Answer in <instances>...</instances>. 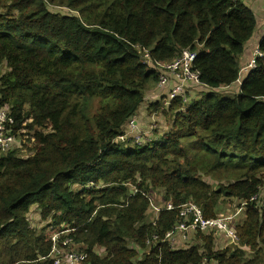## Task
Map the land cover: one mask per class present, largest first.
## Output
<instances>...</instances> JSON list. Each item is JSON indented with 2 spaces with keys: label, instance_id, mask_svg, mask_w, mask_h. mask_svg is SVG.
Instances as JSON below:
<instances>
[{
  "label": "trees",
  "instance_id": "obj_1",
  "mask_svg": "<svg viewBox=\"0 0 264 264\" xmlns=\"http://www.w3.org/2000/svg\"><path fill=\"white\" fill-rule=\"evenodd\" d=\"M257 22L246 0H0V109L9 108L14 131L29 117V128L50 129L37 133L35 156H0V264H53L52 224L78 227L84 264L252 263L241 249L216 250L214 233L196 230L181 247L164 240L179 209L148 221L155 189L174 206L195 202L206 218L219 216L224 198L245 203L240 245L264 253L263 57L239 93L222 89L240 77ZM137 46L153 61L197 51L206 85L188 105L175 99L165 110L171 129L142 147L117 142L158 80ZM33 206L46 223L40 231Z\"/></svg>",
  "mask_w": 264,
  "mask_h": 264
},
{
  "label": "built area",
  "instance_id": "obj_2",
  "mask_svg": "<svg viewBox=\"0 0 264 264\" xmlns=\"http://www.w3.org/2000/svg\"><path fill=\"white\" fill-rule=\"evenodd\" d=\"M238 1V0H237ZM62 8V11L74 12L68 10L67 7ZM140 52L141 58L145 63H149L150 67L156 70L158 76L157 80V93H152L153 101L161 103L165 108L170 106L172 102L181 98L183 103L188 105L192 101L191 94L195 92H200V88L206 86L201 80V72L195 66V61L197 58V51L191 48H184L178 53L176 57L171 60L166 61H153L151 58L150 50L144 47L137 46ZM263 57L264 53L259 49V46L255 48L249 62L241 67V75L235 82V86L230 88V86L223 87L222 89H229L230 93L237 94L240 92V87L243 83L245 75L249 72L251 68L256 66V59ZM237 88V91H234ZM197 89V90H196ZM12 122V115H10L9 108L0 109V152L8 153L13 149L17 136H20L23 132L22 128L14 131L9 127ZM127 126V130L124 129V134L119 136L121 144L130 143L131 139L137 138L139 132L138 122L133 118L131 119ZM137 132V133H136ZM48 133V132H47ZM136 133V134H135ZM130 136V137H129ZM155 140V139H153ZM151 139L150 142L153 141ZM139 141V142H138ZM134 141L140 147L146 146L148 143H141L140 139ZM125 146H131L126 144ZM22 158V157H21ZM95 186L93 183L89 187ZM104 185H98L96 187H103ZM138 190L134 191V194ZM245 205V203H242ZM178 208L180 220L173 228V230L168 231L165 235L164 240H169L177 247L181 245H186L191 240L193 232L196 230L203 231L205 233H214V237L217 238L219 235H223L225 239L233 244L239 245L240 236L236 229V223L234 219L238 213L232 216H219L214 218H206L203 209L192 201H187L180 206H174L173 203L168 202L163 207L153 206V210L156 214L162 210H172ZM156 210V211H155ZM233 219V220H232ZM230 220H232L230 222ZM78 227L73 226H59L52 224L49 226V240L51 242L50 251L47 256L48 259L52 261L53 264H84L88 258V251L84 248L81 242L77 241L74 237V233L77 231ZM155 239L158 236L154 237ZM46 258V257H45ZM205 264L208 263L204 260Z\"/></svg>",
  "mask_w": 264,
  "mask_h": 264
},
{
  "label": "rangeland",
  "instance_id": "obj_3",
  "mask_svg": "<svg viewBox=\"0 0 264 264\" xmlns=\"http://www.w3.org/2000/svg\"><path fill=\"white\" fill-rule=\"evenodd\" d=\"M3 70L7 71V68L6 67L4 68V65H0V74L3 73L2 72ZM155 86H156V88H155ZM153 88L156 89L153 92L157 93V84L154 83V84L149 86V88L147 89L148 92L146 95L150 94V92L153 90ZM234 91H237V88H234ZM220 92L223 94H227L225 91H220ZM202 95H203V92L197 91L195 93H192L191 97H192V99H195V98L201 97ZM229 95L232 96L231 94H229ZM146 104H147V107L149 108L150 124L148 125L147 128H142V126H139V129L137 131V132H139L137 135V138L140 139V141H141L140 144L143 142L148 143L151 141V139L152 140L153 139H157V140L161 139L162 135L171 129L173 121H174L173 116L168 115L165 112V110H167V109L161 103H160V107L155 108V107L151 106V103L149 100H148V102L145 101L139 107L138 111H143L146 107ZM97 106H98V102L96 101L95 103L91 104L89 110H95L97 108ZM134 119L137 122H139L138 118L136 116L134 117ZM32 121H33L32 117H29L28 119H26L25 123L23 124V130H22L23 133L20 136H17L15 145L13 147V149L14 148L16 149L19 156L22 158H25V159H28L30 157L35 156V154L38 151L39 143L37 140V133L46 134L50 130L47 127H41V126H37V125H35V127L33 129L29 128L28 125L30 123H32ZM126 130H127V126H125V131ZM130 139H131V142L130 143H128V142L124 143V145L129 144L132 147H140L139 145H137L134 142V141H138L139 139L132 138V137L129 138V140ZM118 142H120V140H118ZM1 155H3V153L0 152V156ZM195 158L196 157L192 158V160ZM200 176L206 182L212 184L213 186L218 183V181L211 176L204 175L203 173H201ZM221 183H222V181H221ZM223 183H225V181H223ZM78 187L79 186H77L75 188H78ZM149 197L151 199V203H150V209L147 212V219H148V221L151 222L157 218V216L153 210V206L163 207L166 204V202L164 200V193L161 192L160 189H155V191H151V193L149 194ZM257 201L261 205H264V188H262V190L260 191V194L257 197ZM218 213L222 216H232V215L238 213L237 216L234 218V219H236L234 222L236 223L235 225H236L237 231H238V228L241 225H243L244 221L246 220V206L244 204H242L241 201H239L237 199H227V198L222 199L219 203V206H218ZM29 218H30L31 226L37 231H40L46 225L45 222H42L40 210L38 209L37 206H33V208L31 209V212L29 214ZM232 220H230V222ZM197 238H198V236H193L192 240L196 241ZM181 246H185V244L181 245ZM227 248L231 249L232 251H235L236 249L243 250L246 253V256H245L246 261H252V263H250V264H264V253H260V254L254 253L250 248L242 247L240 245V243H239V246L233 245V244L229 243L223 235H219L217 238H215V249L216 250L222 251V250L227 249ZM147 251H148V248L145 249V253ZM143 256L144 255L142 254V251H140L138 254V257L136 259L137 260L141 259Z\"/></svg>",
  "mask_w": 264,
  "mask_h": 264
},
{
  "label": "crops",
  "instance_id": "obj_4",
  "mask_svg": "<svg viewBox=\"0 0 264 264\" xmlns=\"http://www.w3.org/2000/svg\"><path fill=\"white\" fill-rule=\"evenodd\" d=\"M246 1H248L250 6L255 10L258 17V22H257V29L255 30L253 37L251 38L250 41L247 42V44L245 45V52L239 58L241 67L245 66L249 62L252 56V52H254L253 50H255V48L259 46L261 39L264 36V0H246ZM155 88H153L150 94L146 95V102H148L149 100L151 105L153 103H157L156 101H153L151 96V94L154 93L153 91L156 90ZM230 94L234 95L233 92ZM135 116L138 118L139 121L138 127L139 126H142V128L148 127V125L150 124V117H149V108L147 107V104L145 109L143 111H138L135 114Z\"/></svg>",
  "mask_w": 264,
  "mask_h": 264
}]
</instances>
